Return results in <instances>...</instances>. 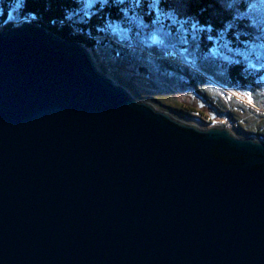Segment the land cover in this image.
Here are the masks:
<instances>
[{
  "label": "water",
  "instance_id": "water-1",
  "mask_svg": "<svg viewBox=\"0 0 264 264\" xmlns=\"http://www.w3.org/2000/svg\"><path fill=\"white\" fill-rule=\"evenodd\" d=\"M0 264H264V140L135 99L33 19L0 28Z\"/></svg>",
  "mask_w": 264,
  "mask_h": 264
},
{
  "label": "rangeland",
  "instance_id": "rangeland-1",
  "mask_svg": "<svg viewBox=\"0 0 264 264\" xmlns=\"http://www.w3.org/2000/svg\"><path fill=\"white\" fill-rule=\"evenodd\" d=\"M82 1V12L74 15L73 20L83 23L98 19L99 10L92 6L99 0ZM4 15L7 20L0 25L1 29L24 21L16 19L14 10L9 14L0 11V18ZM234 18L249 21L253 30L252 41L240 49L229 48L220 39H214L211 53L200 56L195 46L186 44L184 36H170L160 26L150 31L142 21H133L128 25L110 22L109 39L117 48L98 46L90 53L99 71L125 87L135 99L147 101L186 124L202 129L227 128L238 137L259 133L264 140V0H253ZM233 65L240 77L247 73L257 75V85L254 88L231 85L226 72L230 73ZM202 68L213 71L214 77ZM186 79L193 82L189 85ZM194 81L215 106L213 116L199 114L190 99Z\"/></svg>",
  "mask_w": 264,
  "mask_h": 264
},
{
  "label": "trees",
  "instance_id": "trees-1",
  "mask_svg": "<svg viewBox=\"0 0 264 264\" xmlns=\"http://www.w3.org/2000/svg\"><path fill=\"white\" fill-rule=\"evenodd\" d=\"M234 1L236 0H99L92 7L99 10L100 17L83 23L73 20L74 15L82 12V0H0V11L9 14L14 10L17 20L33 19L53 34L83 44L89 51L98 46L111 50L117 48L109 39L107 29L110 22L128 25L133 21H142L150 31L160 26L170 36H184L186 40H182L186 44L191 43L200 56H205L213 50L214 39H220L222 44L232 49H240L252 41V25L249 21L236 19L234 16L244 12L253 0H240L236 4ZM5 15L0 18V25L7 20ZM234 66H231L233 69L230 73L226 72L230 75L228 79L231 85L250 88L257 85V75L254 77L247 73V76L240 77ZM204 70L214 77L213 71L206 68ZM248 135L261 139L259 133Z\"/></svg>",
  "mask_w": 264,
  "mask_h": 264
},
{
  "label": "flooded vegetation",
  "instance_id": "flooded-vegetation-1",
  "mask_svg": "<svg viewBox=\"0 0 264 264\" xmlns=\"http://www.w3.org/2000/svg\"><path fill=\"white\" fill-rule=\"evenodd\" d=\"M144 69V68H143ZM137 74H140V72H138ZM187 84L190 85L191 82L193 81H187ZM196 82L194 81L193 86H191L190 88V99L196 104L197 109L199 110V114H203L205 116V114H209L210 116H213V111L215 110V106L212 104V102L210 101V99H208L204 93L200 92V89L197 88ZM213 110V111H212ZM216 113V112H215Z\"/></svg>",
  "mask_w": 264,
  "mask_h": 264
}]
</instances>
